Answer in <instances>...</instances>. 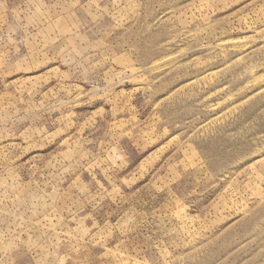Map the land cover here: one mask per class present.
Listing matches in <instances>:
<instances>
[{"label":"rangeland","instance_id":"1","mask_svg":"<svg viewBox=\"0 0 264 264\" xmlns=\"http://www.w3.org/2000/svg\"><path fill=\"white\" fill-rule=\"evenodd\" d=\"M0 264H264V0H0Z\"/></svg>","mask_w":264,"mask_h":264}]
</instances>
